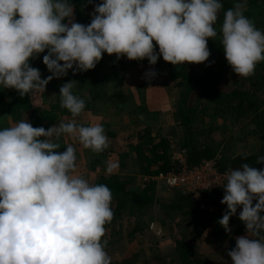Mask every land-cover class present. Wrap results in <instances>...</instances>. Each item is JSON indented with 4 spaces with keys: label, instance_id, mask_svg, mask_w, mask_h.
<instances>
[{
    "label": "clouds",
    "instance_id": "9594fccd",
    "mask_svg": "<svg viewBox=\"0 0 264 264\" xmlns=\"http://www.w3.org/2000/svg\"><path fill=\"white\" fill-rule=\"evenodd\" d=\"M245 4L235 0L221 21L222 0H102L84 25L73 22L72 0H0V88L21 97L43 94L69 70L94 69L104 53L150 65L161 56L173 65L200 64L210 57L208 39L217 37L232 70L248 78L264 62V30L245 15ZM46 50L51 75L42 78L29 61ZM73 87L67 82L59 93L71 119L47 130L26 120L0 129V264H112L104 239L114 218L111 189L76 174L72 144L55 151L63 137L97 154L109 147L102 124L77 123L86 103ZM256 163H264V155ZM118 168L109 160L105 173ZM223 178L227 209L218 223L230 233V218L242 208L247 232L228 256L232 264H264V169L244 163Z\"/></svg>",
    "mask_w": 264,
    "mask_h": 264
},
{
    "label": "rangeland",
    "instance_id": "374dc122",
    "mask_svg": "<svg viewBox=\"0 0 264 264\" xmlns=\"http://www.w3.org/2000/svg\"><path fill=\"white\" fill-rule=\"evenodd\" d=\"M228 1L232 4L235 2V0ZM101 2L102 0L95 1V3L99 4ZM87 6L88 4L81 5L78 10H82L85 13V10L88 9ZM244 12L245 15L255 23L258 29L264 30V4L261 0H246ZM222 19L223 13L221 11L220 20L222 21ZM218 29L219 23L217 24V30ZM207 46L210 50L209 60L200 64L192 63L195 71L205 79L215 78V82L221 87L241 88L243 84L244 88L249 90L250 82L247 79L242 80L228 64L223 47L219 42V37H217L216 40L209 38ZM156 51L158 52L159 50ZM29 63L31 62L29 61ZM144 63L147 72L155 71L157 73L156 76H162L161 80L152 78L149 79L151 81L139 87L142 92L147 91L149 87L158 89L157 91H153L154 94L151 96L149 95L150 97L144 99V103L140 106L141 113L144 112V114L141 115L147 120L146 127L141 129L133 138L122 136L117 141H112V138L107 135L109 147L102 153H98L100 157L98 162H94L95 160H93L96 159V153L80 146H73L76 148V154L86 159H88V157L91 158L88 160L87 168L89 167L91 171L94 170L96 176L82 175L88 179L90 183H98L103 177L108 178L112 175H118L121 180H126L128 175H133L139 179L141 177L140 174H137L139 162L133 159L131 144L134 143L137 136L147 128H151L154 135L162 134L167 137L173 160H177L180 154H183V151H185L183 158L187 160V152L185 148L182 147L185 132L184 129L179 126L177 117V109L181 106L183 107L187 103L190 104L193 109H196L199 114L198 118L195 117V119H192L196 120V122L193 123L194 126L192 129H201L204 131L202 136H197L196 139L191 142L193 146L196 148H202L205 145L218 147L216 151L217 159L223 154L230 157L241 154L264 155V142L259 136L248 134L249 128L253 126H247L248 122L246 118L236 121L228 109L212 103H207L204 100H199L193 92L194 89L190 86L175 85L176 83L172 82L174 80L171 77L172 73L169 72L170 63L164 61L162 56L155 65H150L147 59ZM69 72H71V70H69ZM49 75H51V73L48 74V76ZM77 75L88 76V71L77 72ZM261 78H264V71L262 70L256 74L254 81L256 79L259 80L256 81L258 82V85H256V94L257 97L262 100V107L264 108V81L261 80ZM60 87L59 83L55 86V88ZM0 89L3 90L2 88ZM160 116L162 117L160 118ZM48 118L49 116L46 117L44 121L45 124ZM114 146L123 149L124 154H127V156L124 157L115 153V149H113ZM55 151L63 152L65 151V147H62L59 151L58 149ZM109 160H116L119 162L117 172L115 171L116 173L110 176H100L101 174H106V162ZM261 169H264V163ZM186 195L188 194H183L179 189H169L158 183L154 192L156 204L140 218L143 228L142 232L136 230L137 226H133L135 219L128 217V212L124 211V226L121 229V233L117 237H112L110 240L112 244H107L105 249L112 259V264H142L143 260H149L154 254H160L166 257L171 264H181L175 251V242L182 234L191 233V226L188 225L187 221H185L180 213L173 210H166L164 206L168 207L176 204L182 196L186 197ZM192 198L195 201L201 202V200H196L194 197ZM113 207L114 204L112 203V208ZM201 208L205 209L204 206H201ZM241 210L242 208L237 209L236 215H239ZM134 229L136 231L133 232ZM193 233L194 235L196 234L195 230ZM209 234V231H204L199 235V239H197L198 251L201 254L210 256L212 258L211 264H232L231 258L228 256L226 242L219 238H213Z\"/></svg>",
    "mask_w": 264,
    "mask_h": 264
},
{
    "label": "trees",
    "instance_id": "16d2710c",
    "mask_svg": "<svg viewBox=\"0 0 264 264\" xmlns=\"http://www.w3.org/2000/svg\"><path fill=\"white\" fill-rule=\"evenodd\" d=\"M261 1L264 4V0ZM72 3L75 8V22L79 23L78 8L81 5L89 4V0H72ZM222 3L224 6L222 13L233 7V4L228 0H222ZM30 62V65L38 68L40 72H44L47 68L42 59H30ZM261 70L264 71V62L257 64L254 75L248 78L241 77L242 80L247 79L250 82L248 90L244 88L243 84L241 88L221 87L215 82V78L205 79L199 75L192 63L179 65L170 63L169 68L173 79L185 82L186 87L190 86L194 89L193 92L199 100L228 109L236 121L246 118L248 122L247 126H253L249 128L248 134L259 136L264 142V108L262 107V100L256 94V85H258L256 81L259 80L256 79L254 81L256 74ZM93 71L94 69L88 71L89 76H93ZM261 80L264 81V78H261ZM58 106H55L54 110L60 114ZM56 112H47L34 108L31 94L21 97L15 89H10L7 94L0 89V118L8 116L14 122L26 120L33 127H44L47 130L58 120V113L56 114ZM198 115L196 109H193L188 103L177 109L179 126L185 132L182 147L187 152L186 163L191 167L197 166L204 159H215L218 149V147H210L209 145L196 148L191 144L197 136H202L204 133L201 129H192L193 123L196 122V120L192 119L198 118ZM45 116H49L46 124L44 122ZM131 145L133 159L139 162L137 174H140L141 177H153L161 173L177 172L180 170L179 163L173 160L172 153H170L167 137L162 134L154 135L151 128L143 130ZM118 154L124 157L127 156L124 152ZM258 156L257 154H241L230 157L223 154L217 159V168L220 172H226L229 169L240 168L242 164L248 163L259 170L263 163H256ZM141 177L137 179L133 175H128L126 180H121L118 175H112L108 178L103 177L98 182L106 184L111 189L113 196L114 218L110 224L106 225V236L104 237L109 245L112 244L110 242L111 238L117 237L121 233V229L124 226V211L128 212V217L135 219L133 226H137L136 230L142 232L143 228L140 218L156 204L154 200L156 182L150 180L148 183H144ZM223 196L224 188L222 186L211 192H204L201 202L195 201L190 195H186V197L182 196L176 204L168 207L164 206L166 210L180 213L188 225L191 226V233L182 234L175 242V251L181 264H211L212 258L201 254L197 247V239H199V235L204 231H209V235L213 238L225 241L228 252L235 248L237 237L247 235L246 226L239 219V215L230 218V233L226 232L218 223L227 209V205L221 204ZM201 206H204L205 209L201 208ZM261 214L264 215V213ZM136 230L134 229L133 232ZM194 230L196 232L195 235L193 233ZM142 264H171V262L160 254H154L149 260H143Z\"/></svg>",
    "mask_w": 264,
    "mask_h": 264
},
{
    "label": "crops",
    "instance_id": "0c3cea01",
    "mask_svg": "<svg viewBox=\"0 0 264 264\" xmlns=\"http://www.w3.org/2000/svg\"><path fill=\"white\" fill-rule=\"evenodd\" d=\"M95 1L97 0H91V2H89L87 6L88 9L85 10V13L84 11L79 10L80 24H90L94 6L99 4L95 3ZM65 22L67 23V21ZM73 22H75V13ZM153 43L156 50H159L155 41H153ZM45 54H47V50L45 53H41L34 58L43 60L42 56ZM144 61H146V59L128 60L126 57L117 59L116 54L109 55L104 53L102 59L94 68L93 76H89V74L88 76H79L77 73L73 74L71 71L68 72L67 76L52 79L46 85V90L43 94L32 96L33 107L38 110H44L47 112L53 111V113H55L56 110H54V108L59 105L58 109L60 110V114L56 112V114L58 113V120L55 124L71 119V114L60 107V88H55V86L59 83L60 87L61 85L72 81L74 85V93L83 98L86 103L85 111L76 119L78 124H102L106 135L110 136L112 141H117L122 136L133 138L147 125L146 118L141 115L144 114V112L141 113V104L144 103V99H147L154 94L153 91L158 90L155 89V87H149L147 91H140L139 87L141 85L151 81L145 77L147 68ZM48 74H50V72L47 68L44 72H41L42 78H46ZM161 78L162 76H156L154 79L161 80ZM172 82L176 83L175 85H185L186 87L185 82L175 79ZM2 89L6 94L10 91V89ZM161 117L162 116H160V118ZM16 123L17 122L12 121L8 116L1 117L0 129L13 126ZM58 142L61 144V148L65 147V150V145L67 144L82 147L78 142L73 141L69 137H63ZM61 148H59L58 151ZM113 149H115V153L117 154L123 152V149L115 146ZM95 158L96 159H93L95 160L94 162H98L100 159L99 154L96 153ZM90 159V157L86 159L77 154V163H79L77 164L76 169L77 175L96 176L94 170L91 171L89 167L87 168V163ZM103 175L106 174H101L100 176Z\"/></svg>",
    "mask_w": 264,
    "mask_h": 264
},
{
    "label": "built area",
    "instance_id": "2783aa9c",
    "mask_svg": "<svg viewBox=\"0 0 264 264\" xmlns=\"http://www.w3.org/2000/svg\"><path fill=\"white\" fill-rule=\"evenodd\" d=\"M183 154L177 158L180 170L177 172L161 173L157 176H142L141 180L148 183L150 180L160 183L169 189H179L196 200H201L204 192H211L223 186L225 172L217 168V158L202 160L197 166H188Z\"/></svg>",
    "mask_w": 264,
    "mask_h": 264
}]
</instances>
